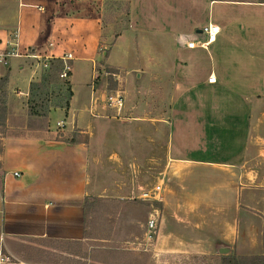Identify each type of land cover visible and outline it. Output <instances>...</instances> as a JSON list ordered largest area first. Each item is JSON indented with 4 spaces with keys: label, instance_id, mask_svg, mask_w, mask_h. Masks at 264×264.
<instances>
[{
    "label": "crops",
    "instance_id": "crops-1",
    "mask_svg": "<svg viewBox=\"0 0 264 264\" xmlns=\"http://www.w3.org/2000/svg\"><path fill=\"white\" fill-rule=\"evenodd\" d=\"M5 1L0 0V11H7ZM9 1L21 8L36 5L40 13L49 11V17H16V24H9L15 18L12 15L0 17L2 47L15 35L21 52L48 57L70 54L71 97L67 108L48 113L44 132L29 128L30 135L3 142L0 249L26 261L29 256L20 248L25 249L30 240L81 243L84 255H68L79 264H107L102 255L114 240L122 245L114 249L124 256L148 255L150 264H166L172 256L220 255L219 249L229 251L220 257H264V17L260 31H247L259 39L261 57L245 64L240 78L235 71L239 64L231 65L235 70L226 68L221 54L216 60L211 47H186L187 42L199 40L208 23L221 29L214 46L223 39L221 23H229L234 34L230 36L238 39L243 31L237 28L241 17H236V9H263L264 3L128 0L129 29L112 40L89 0L63 2L62 7L58 4L62 0ZM215 6L234 12L226 18L222 11L215 12ZM23 19L25 42L20 39ZM37 36L46 37L48 43L36 45ZM218 49L224 52V47ZM230 49L238 51L237 46ZM163 53L169 55L165 54V65L160 60ZM127 60L133 63L127 65ZM24 63V58L12 59L0 67V79H6L8 88H24L26 97L33 81L22 69ZM101 63L126 75L146 65L152 70L163 66L181 89L171 103L166 125L144 128L148 133L143 139L135 111L123 105L117 114L106 106V99L101 105L102 93L92 87ZM210 74L215 84L208 83ZM230 85L251 87L252 92L228 93ZM57 132L61 136L56 137ZM142 144L150 149L149 156L160 145L165 158L161 169L167 173L161 199L150 204L151 214L133 202L139 194L138 181L125 177L126 165L134 167L147 158ZM94 202L117 206L112 217L100 210L107 222L104 216L89 217ZM153 213H161V221L149 241L147 221ZM95 222L101 223L106 234L86 236Z\"/></svg>",
    "mask_w": 264,
    "mask_h": 264
},
{
    "label": "rangeland",
    "instance_id": "rangeland-1",
    "mask_svg": "<svg viewBox=\"0 0 264 264\" xmlns=\"http://www.w3.org/2000/svg\"><path fill=\"white\" fill-rule=\"evenodd\" d=\"M72 1L74 2L75 0H62L59 1L58 4L62 7L65 5L63 2L67 3ZM89 1V5L94 8L93 11L98 14V19L100 20L101 25H103L104 30H109L111 32L112 40L129 29V21L127 17L128 0ZM257 1L264 2V0ZM35 6L36 5H32L33 8L25 6L21 8L17 4H13L9 0H6L5 8L7 11L3 12L1 10L0 17H10V15L15 17L12 23L9 24H16L18 20L16 17H49V11L40 13L39 10L34 9ZM215 10L216 13L219 10L222 11V13L227 16L226 18L234 12L232 8L222 10V7L219 8V6H215ZM236 17H241L237 23V28L239 31H243V33L238 36V39H233L232 36H234V34L230 32L231 27L229 26V23H221L220 26L223 31L221 37L223 39L220 44H216L215 46L212 45L210 52H212L216 60L219 54H221V61H223L226 68L235 70L232 68L234 67L233 63L237 62L239 65L237 70H235L237 72L236 77L240 78L242 67L245 64H254L256 63L254 60L255 58H260L261 55L262 57L264 56L263 53H261V55L258 54L260 52V47H258L259 39L254 37L253 33L247 32L249 30H253L254 32L260 31L258 27L261 25L260 19L264 17V8L236 9ZM247 17H251V19H247ZM22 24L23 29L20 39L22 42H25V32H23L25 29L24 19L22 20ZM230 33L232 36H230ZM33 42L36 45H46L48 39L46 37L37 36ZM235 46L238 47L237 52H233V50L230 49V47ZM220 47H224V52L222 51L221 53L218 49ZM22 52L24 53V50H22ZM165 54L167 53L161 54L164 58L160 59L161 63H164V65L166 64L165 59L169 56L167 54L166 57ZM42 62L43 60L25 59V63L22 65V69L27 71L33 81L29 85L26 97L23 95L25 94L24 88H8L7 83L0 79V154L2 153V145L5 139L30 135L29 128L30 130L38 129L41 130V132H44L47 127L48 113L57 108L65 109L68 107V101L70 98L68 78L61 79L59 77L60 70H56L52 66L50 63L51 60H48L46 67L42 66ZM125 62L127 65H130L131 62L133 63V61L129 62L128 60ZM108 71L112 72L109 73ZM227 71L230 72V70ZM136 74L138 76H136ZM227 75L229 74L227 73ZM94 79H98V90L96 92L102 93L99 101L101 105H104L105 99L109 95L115 94L116 92H120V94L123 95L125 101L124 105L131 111V113L135 111L133 115L139 116L141 119L138 123H140L143 128V139H146L148 133V130H145L144 128L148 129L147 127L166 125L171 103L177 94L181 92V89L170 79L169 74H167V71L163 66L158 70H152L149 68V65H146L145 68L142 67L135 73L126 75L122 71L110 69L101 63L95 69L92 84ZM227 81L228 83L232 81L230 75ZM227 90L229 91L228 93L237 95L240 93L251 94L252 92L250 91L251 87H239L233 85L227 86ZM55 136L59 137L61 134L57 132ZM75 136L77 135L75 134ZM74 140H85V138L80 137L75 139L74 137ZM100 141L99 138L96 141L97 144L100 143ZM9 152L11 155V150H9ZM14 152V155H16L17 152ZM142 152L143 156H146L147 158L141 159L140 163L134 167L126 165L129 171L125 177L127 179L131 178L138 181L139 194L137 198H135V196L133 197V202L144 206V208H146L151 214L153 212V208L150 205L152 202L142 200V194L151 191L154 186L160 185L161 192L157 196L158 199H161L162 193L167 184V173H164L161 169V164L165 161V158L163 157L164 152L160 150V145H158L152 156H149V154H151L150 149L146 144H142ZM175 160L176 159L174 158L172 161L173 164L176 163ZM166 161L170 163V160ZM156 202L154 203L156 204ZM155 204V208L160 207V205ZM92 206L94 207V211L92 215L88 212V214H90L89 217L92 216L93 219L97 218L99 220L104 216V214L101 215L100 210H103L104 213L109 211L110 216L112 217V212L117 207L105 202H94ZM96 210L98 211L97 213ZM157 217H159L158 223H160L161 213H158ZM104 221L107 222L106 216H104ZM107 230L109 233L111 232V228ZM106 232L105 228H101L100 222H95L94 225L92 224L87 228L85 235L95 238L106 234ZM146 233L148 234V232ZM149 241H151V239ZM24 245L25 249L21 246L20 252L23 250V253L29 256V258L25 261V259L11 256V264H79L81 263L80 260H75L73 262V259L68 255H84V246H82L81 243H57L51 240H30ZM109 247L111 248L105 250L107 252L102 255L103 260L107 264H127L134 260L139 264H150V258L148 255L126 257L122 252L114 249L122 247L118 240L111 242ZM166 264H220V255L214 253L208 255L189 254L184 256H172L167 259Z\"/></svg>",
    "mask_w": 264,
    "mask_h": 264
},
{
    "label": "built area",
    "instance_id": "built-area-1",
    "mask_svg": "<svg viewBox=\"0 0 264 264\" xmlns=\"http://www.w3.org/2000/svg\"><path fill=\"white\" fill-rule=\"evenodd\" d=\"M221 29L217 24L208 23L201 30L198 41H190L186 43L188 49L200 48L203 50H208L217 40ZM52 45L49 44V47ZM24 58V59H36L38 61L43 60L42 66H47L48 60L58 59L62 62V70L60 71L59 77L61 79H67V74L70 72V62L72 61V56L70 54H64L60 57L54 56H38L30 51L25 53L21 52L18 48L17 37L15 35L10 36V38L2 47V42L0 41V67H6L9 65L12 59ZM209 84H215L216 78L214 75L210 74L207 79ZM124 105V97L120 92L109 95L106 97V106L111 110L116 111L117 114L121 112ZM14 177H18L17 172H12ZM161 192V186H154L149 192L142 194V200L156 202L158 201V196ZM2 199L0 198V201ZM155 214V213H154ZM151 215L147 221L148 239H153L157 233L158 217L157 214ZM12 257L5 254L2 249H0V264H11Z\"/></svg>",
    "mask_w": 264,
    "mask_h": 264
},
{
    "label": "trees",
    "instance_id": "trees-1",
    "mask_svg": "<svg viewBox=\"0 0 264 264\" xmlns=\"http://www.w3.org/2000/svg\"><path fill=\"white\" fill-rule=\"evenodd\" d=\"M264 3V2H263ZM52 66L57 70H62V62L58 59H53L50 62ZM61 68V69H60ZM109 73L112 71H108ZM70 73L67 74L69 77ZM98 79H94L92 87L94 91H97L98 88ZM1 81H6V79H1ZM69 96L71 97V93L69 90ZM220 264H264V257H238L235 255H227L220 257Z\"/></svg>",
    "mask_w": 264,
    "mask_h": 264
},
{
    "label": "water",
    "instance_id": "water-1",
    "mask_svg": "<svg viewBox=\"0 0 264 264\" xmlns=\"http://www.w3.org/2000/svg\"><path fill=\"white\" fill-rule=\"evenodd\" d=\"M228 250L227 249H219L218 250V253L220 254V255H226V254H228Z\"/></svg>",
    "mask_w": 264,
    "mask_h": 264
}]
</instances>
